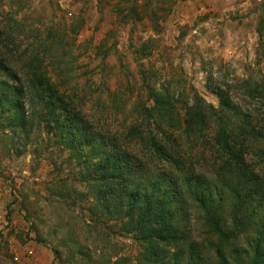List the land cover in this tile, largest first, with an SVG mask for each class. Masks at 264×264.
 Instances as JSON below:
<instances>
[{
	"label": "rangeland",
	"instance_id": "rangeland-1",
	"mask_svg": "<svg viewBox=\"0 0 264 264\" xmlns=\"http://www.w3.org/2000/svg\"><path fill=\"white\" fill-rule=\"evenodd\" d=\"M0 41L17 76L20 57L42 52L45 92L32 116L24 96L19 120L16 109L0 113V264H174L169 256L186 239L165 240L163 226L136 209L108 208L94 144L113 141L136 156L142 143L127 133L139 125L147 141L142 103L161 130L194 146L193 94L216 108L221 92L257 108L246 87L264 102V0H0ZM64 102L93 143L72 141ZM190 218L200 241V221Z\"/></svg>",
	"mask_w": 264,
	"mask_h": 264
},
{
	"label": "trees",
	"instance_id": "trees-1",
	"mask_svg": "<svg viewBox=\"0 0 264 264\" xmlns=\"http://www.w3.org/2000/svg\"><path fill=\"white\" fill-rule=\"evenodd\" d=\"M3 42L1 55L7 51ZM32 52L18 60L20 76L7 67V57H0V113L16 109L10 113L17 120L22 96L27 98L30 116L44 102L38 62L42 52ZM246 89L248 98L258 103L251 111L232 103L223 92L220 108L197 94L191 96L187 115L195 126L192 123V130L186 131L195 136L197 146L187 144V136L179 140L161 130L143 103L139 114L148 131L147 141H141L144 130L139 125L127 133L137 135L142 143L139 158L113 141L94 144L96 154L104 153L97 166L103 174L99 188L108 208L111 212L136 209L139 220L163 226L165 240L186 239L169 256L174 264H264V102L256 88L248 85ZM50 105H56V98ZM63 111V126L72 141L83 137L93 143L95 134L82 114L65 102ZM152 123L155 134L150 130ZM192 216L200 221V241L189 235Z\"/></svg>",
	"mask_w": 264,
	"mask_h": 264
}]
</instances>
